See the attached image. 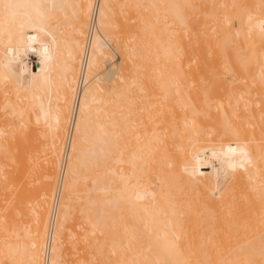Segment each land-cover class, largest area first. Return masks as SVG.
I'll return each mask as SVG.
<instances>
[{"label":"bare ground","instance_id":"1","mask_svg":"<svg viewBox=\"0 0 264 264\" xmlns=\"http://www.w3.org/2000/svg\"><path fill=\"white\" fill-rule=\"evenodd\" d=\"M85 57L51 264H264V0H0V264H41Z\"/></svg>","mask_w":264,"mask_h":264},{"label":"built area","instance_id":"2","mask_svg":"<svg viewBox=\"0 0 264 264\" xmlns=\"http://www.w3.org/2000/svg\"><path fill=\"white\" fill-rule=\"evenodd\" d=\"M86 75H87V66H86V57H85L82 62L80 73L78 76L77 88H76V102H75L74 110L69 125L67 127V131L62 145L60 165L58 169V177L55 185L54 196L50 206V213L47 223L45 242L42 251L41 264H51L53 244L55 241L58 217L60 212L62 189L65 182V177L70 160L72 142L74 137L77 103L86 83Z\"/></svg>","mask_w":264,"mask_h":264},{"label":"rangeland","instance_id":"3","mask_svg":"<svg viewBox=\"0 0 264 264\" xmlns=\"http://www.w3.org/2000/svg\"><path fill=\"white\" fill-rule=\"evenodd\" d=\"M114 43H115V42H114ZM114 47L117 49V48H118L117 44H116V46H114ZM116 58H117V59L119 58V54L116 55ZM118 60H119V59H118ZM109 70H110V69H108V71H109ZM39 127L41 128L42 126H39ZM41 130H43V128H42ZM39 138L42 140V139H44L45 137L40 136ZM40 139H39V143L41 144ZM45 140H46V139H45ZM45 140H44V141H45ZM35 141L38 143V139H36ZM46 142H47V141H46ZM39 143H38V144H39ZM45 144H46V143H45ZM45 144H41L42 147H43ZM43 156L45 157V155L42 153V158L40 157V159H39V161H37V163H36V161H34V163H33V165H35V163H36L35 166L37 167V168L35 167V170H32V168H33L34 166L31 168L32 172H34L33 175H32V173H31V176H32V179H33V180H36V178L38 177V175H40V173H38V171H39L40 169H41V171H42V170H43L44 163H46V162H45L46 160H44V157H43ZM41 167H42V168H41ZM33 169H34V168H33ZM55 169H56V173H57L58 168H55ZM35 171H37V172L35 173ZM41 171H40V172H41ZM56 173H55V176H56ZM35 174H36V176L34 177ZM55 181H56V180H55ZM36 183H37V182H35L34 185H36ZM54 186H55V185H54ZM51 201H52V200H50V202H51ZM49 206H50V204H49ZM49 206H48V209H49ZM19 221H20V219H19ZM73 251L75 252V254H73V256H71V257H73V259H74V258L76 259V256H77L76 254L79 255V251H77V250H73ZM76 251H77V252H76ZM74 255H75V257H74ZM71 260H72V259H71ZM71 263H72V261L70 262V264H71Z\"/></svg>","mask_w":264,"mask_h":264}]
</instances>
